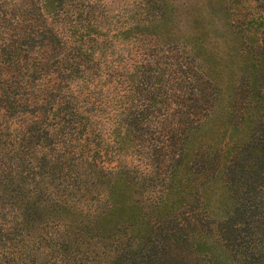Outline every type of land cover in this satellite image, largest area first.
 Segmentation results:
<instances>
[{
	"label": "trees",
	"instance_id": "1",
	"mask_svg": "<svg viewBox=\"0 0 264 264\" xmlns=\"http://www.w3.org/2000/svg\"><path fill=\"white\" fill-rule=\"evenodd\" d=\"M0 264H264V0H0Z\"/></svg>",
	"mask_w": 264,
	"mask_h": 264
}]
</instances>
